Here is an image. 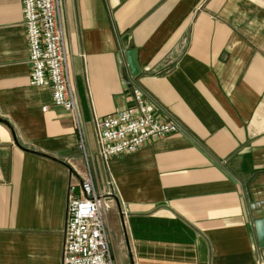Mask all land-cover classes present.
I'll return each instance as SVG.
<instances>
[{"label": "crops", "instance_id": "1", "mask_svg": "<svg viewBox=\"0 0 264 264\" xmlns=\"http://www.w3.org/2000/svg\"><path fill=\"white\" fill-rule=\"evenodd\" d=\"M58 3L77 117L31 86L22 4L0 0V264H64L68 187L89 178L114 264L264 259V0ZM134 88L179 132L106 163L95 119Z\"/></svg>", "mask_w": 264, "mask_h": 264}, {"label": "built area", "instance_id": "2", "mask_svg": "<svg viewBox=\"0 0 264 264\" xmlns=\"http://www.w3.org/2000/svg\"><path fill=\"white\" fill-rule=\"evenodd\" d=\"M19 1L29 46L30 84L51 89L53 104L77 117L58 0ZM132 98L133 107L95 119L98 153L106 163L179 132L175 121L165 122L157 116L140 89H132ZM105 200L97 194L92 178L69 185L64 264H114L103 211ZM256 264H264V259L259 258Z\"/></svg>", "mask_w": 264, "mask_h": 264}, {"label": "water", "instance_id": "3", "mask_svg": "<svg viewBox=\"0 0 264 264\" xmlns=\"http://www.w3.org/2000/svg\"><path fill=\"white\" fill-rule=\"evenodd\" d=\"M126 58H127L129 72L132 77L136 78L140 73V69L138 66L137 51L136 50L128 51L126 53ZM255 227H256L259 246L264 249V220L258 221Z\"/></svg>", "mask_w": 264, "mask_h": 264}]
</instances>
